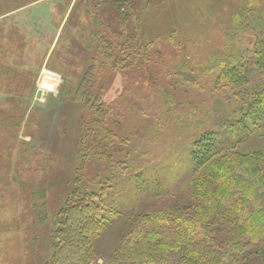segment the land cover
<instances>
[{
	"label": "rangeland",
	"instance_id": "obj_1",
	"mask_svg": "<svg viewBox=\"0 0 264 264\" xmlns=\"http://www.w3.org/2000/svg\"><path fill=\"white\" fill-rule=\"evenodd\" d=\"M18 1L21 4L0 17V45L10 46L12 54L6 55L13 61L17 48L18 60L12 80L0 78V121L5 122L0 127V264H53L54 221L69 201L113 174L114 162L106 160L102 150L113 154L116 162L146 152L141 162H163L165 190L170 189L158 197L136 196L137 185H126L128 196L136 198L122 201L126 216L113 218L94 239L96 255L90 264H108L129 231L131 218L154 211L176 215L190 201L193 142L202 146L206 134L217 133L213 139L223 135L228 140L222 150L264 153V122H248L250 133L238 137L241 125H233V120L241 116V89L217 81L212 72L229 56L247 60L250 40L256 39L254 35L264 38V0H138L136 15L129 17L124 33L107 20L104 9H96L98 0ZM131 34L141 35L142 44L151 43L145 70L159 75L155 85L135 77L144 68H125L121 50L126 46L121 43ZM104 39L113 42L111 52ZM92 61L99 81H109L101 101L122 103L129 111L126 124L131 125L121 127L120 138H111L118 139L113 148L101 137H94L90 147L84 143L82 105L68 94ZM44 68L57 72L63 81L60 93L42 103L37 86ZM258 82L250 81L248 87ZM169 95L180 105L177 109H184V127L179 132L168 128V136L156 139L161 127L154 117ZM187 104L200 108L193 113ZM181 114L174 111L168 116ZM161 115L165 113L157 117ZM11 117L16 119L14 126ZM134 123L137 128L130 131ZM231 129L235 132L227 133ZM130 144L133 150L128 152ZM189 213L202 215L197 207ZM202 225L210 229L211 241L219 249L230 252L229 244L242 242V234L227 224ZM247 263L264 264L257 256Z\"/></svg>",
	"mask_w": 264,
	"mask_h": 264
},
{
	"label": "trees",
	"instance_id": "obj_2",
	"mask_svg": "<svg viewBox=\"0 0 264 264\" xmlns=\"http://www.w3.org/2000/svg\"><path fill=\"white\" fill-rule=\"evenodd\" d=\"M137 1L98 0L95 6L98 11L104 9L107 20L112 21L111 24L117 25L121 33H124L129 17L136 15ZM19 4L21 3L18 0H0V17L10 13L11 8ZM97 22L100 23L99 20H95V24ZM254 36L256 39L250 40L249 43L252 51L250 50L247 60L241 61L229 56L212 71L216 73L217 81L219 78L241 89L239 100L241 116L238 120H233V125H241L240 131L236 134L238 137L250 133L251 126L249 127L248 122L256 124L264 122V38L257 39V35ZM103 42L111 52L113 42L108 39H104ZM142 42L144 41L141 35L125 36L121 43L126 46L121 50L123 63L127 69L144 68V72L138 73L135 77L147 83L153 81L155 85V82L160 80L159 75L154 71L145 70L147 67L145 60L148 59L146 54L151 48V43ZM9 50L10 46H6L5 43L0 45V78L5 81L12 80L14 70L18 67L17 48L14 53L15 61L6 55L12 54L8 52ZM146 50L147 53H144ZM150 60L151 58L148 62ZM152 62L155 63L153 60ZM250 81L260 82L254 87H248ZM108 83L109 81H99L92 61L81 81L68 91L74 102L82 105L84 115H81V125L85 130L82 138L88 147L92 142H96L94 137H101L105 144H112L113 148L117 144L115 140L118 139L111 138H120L121 127L129 128L128 125L131 123L129 121L128 125L126 124L129 111L125 109L124 104L101 101ZM157 88L163 90L162 87ZM174 98L172 95H169V98L164 96L160 107L162 111L157 115L161 113L165 115L154 117L159 120L158 126L161 127L157 131L159 134H156V139L157 136H168V128L174 127L179 132L184 127V109H177L176 106L180 105L173 100ZM187 107L189 111L195 113L200 105L187 104ZM174 111H180L181 116L169 117L168 113ZM191 112L189 116L193 114ZM10 119L14 126L16 119L13 117ZM4 124V121H0V127L3 128ZM136 125L132 124L129 130H136ZM234 132L231 129L227 133ZM213 136L218 137V134H206L202 146L198 145V141L193 142L192 175L190 174L188 180L192 196L190 201L185 202L182 209L177 210L176 215L154 211L131 218L128 222L129 231L113 252L108 264H248L252 256H257L264 262V153H244L230 148L222 150L223 141L228 140L223 135L222 140L213 139ZM132 150L130 144V150L127 151ZM139 153L138 158L116 162L113 154L109 155V152L105 153V150H102V156L109 162H114L113 165L110 164L113 174L104 175L102 181H98L84 194H78L75 201H69L71 204H68L66 210L56 218L51 233L53 264L92 262L96 255L94 239L112 225L113 218L117 221L126 216L125 212H122V201L134 202L136 198L134 196L133 199L130 198L128 196L130 192L124 190L130 182L137 185L136 196L146 193L151 197H158L168 192L170 188L165 190L167 187L165 188L163 180L166 177L162 170L164 163L141 162V157L147 153L144 152L143 155ZM194 207H197V210L201 209V217H192L189 213ZM202 222L208 225L227 224L236 233L242 234L240 236L242 242L234 240L229 244L231 253L226 249L225 251L219 249L216 247V241H211L214 240L212 232L210 229L205 230Z\"/></svg>",
	"mask_w": 264,
	"mask_h": 264
},
{
	"label": "built area",
	"instance_id": "obj_3",
	"mask_svg": "<svg viewBox=\"0 0 264 264\" xmlns=\"http://www.w3.org/2000/svg\"><path fill=\"white\" fill-rule=\"evenodd\" d=\"M62 81V77L57 72L49 68H44L38 80V100L43 103L46 102L48 96L51 94L55 96L58 95L60 93L59 89Z\"/></svg>",
	"mask_w": 264,
	"mask_h": 264
}]
</instances>
